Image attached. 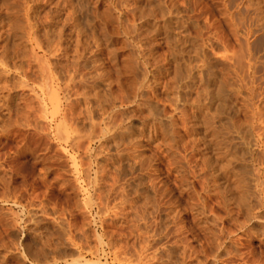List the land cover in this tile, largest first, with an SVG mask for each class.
I'll use <instances>...</instances> for the list:
<instances>
[{"label":"rangeland","instance_id":"rangeland-1","mask_svg":"<svg viewBox=\"0 0 264 264\" xmlns=\"http://www.w3.org/2000/svg\"><path fill=\"white\" fill-rule=\"evenodd\" d=\"M263 34L254 0H0V264H264Z\"/></svg>","mask_w":264,"mask_h":264},{"label":"bare ground","instance_id":"bare-ground-1","mask_svg":"<svg viewBox=\"0 0 264 264\" xmlns=\"http://www.w3.org/2000/svg\"><path fill=\"white\" fill-rule=\"evenodd\" d=\"M184 1V0H183ZM255 2H256V12H257V14H258V19L260 20V22H261V25H262V28H263V31H264V0H254ZM69 5V4H68ZM72 8V7H71ZM179 14V13H178ZM248 14V13H247ZM56 15V14H55ZM182 19V18H181ZM255 23V22H254ZM257 23V22H256ZM167 24V23H166ZM168 25V24H167ZM241 25V24H240ZM64 26V25H63ZM168 27V26H167ZM261 27V26H260ZM28 28V27H27ZM168 28H170V27H168ZM167 28V29H168ZM181 28V27H180ZM62 29V28H61ZM49 30V29H48ZM59 31V33H60V30H58ZM47 32V31H46ZM54 33V32H53ZM251 33V32H250ZM250 33H249V31L247 32V37H249L248 35H250ZM50 34V33H49ZM60 34H62V33H60ZM70 34V33H69ZM237 34V33H236ZM245 34V33H244ZM252 34V33H251ZM52 35V34H51ZM59 35V34H58ZM253 35V34H252ZM251 35V36H252ZM264 35V34H263ZM262 35V36H263ZM34 36V35H33ZM236 36V35H235ZM56 37H58V36H56ZM76 37H77V35H76ZM233 37V36H232ZM69 38V37H68ZM249 39H250V37H249ZM182 39H180V41H181ZM179 41V40H178ZM179 41V42H180ZM248 41V40H247ZM256 41V40H255ZM188 42V41H187ZM183 43V42H182ZM251 44V43H250ZM182 45L180 44V47H181ZM184 46V45H183ZM73 48V47H72ZM245 49V48H244ZM252 48H251V45H249V44H247V46H246V49H245V51H247V52H249L250 50H251ZM74 50V49H73ZM72 50V51H73ZM242 50V49H241ZM259 52V51H258ZM68 52H66L65 51V55L67 56L68 54H67ZM73 53H77V51H74ZM256 53V52H255ZM78 54V53H77ZM181 55H182V51H181ZM51 56V55H50ZM130 56V55H129ZM130 57H132V58H130L132 61L131 62H133L134 63V61H135V59L133 58V56L131 55ZM92 58V57H91ZM68 59V58H67ZM125 59H127V56H126V58ZM123 60V61H125L126 62V60ZM134 59V60H133ZM188 59V58H187ZM184 60V59H183ZM175 61V60H174ZM130 62V63H131ZM186 62V61H185ZM255 62V61H254ZM94 63V62H93ZM73 64V63H72ZM76 64V63H75ZM96 64V63H95ZM127 64V63H126ZM126 64H124V65H126ZM137 64V63H136ZM141 65V64H140ZM143 66H145L144 64H142ZM69 66H72V65H69ZM117 66V65H116ZM85 67H86V65H85ZM126 67V66H125ZM129 67V68H128ZM136 67H138V66H136ZM135 67V65H130V66H128L127 65V77L125 78V81L127 82V83H133L134 81H136V82H134V83H137V85H140V86H142V84L144 83L143 82V80L142 79H146L147 77H145V76H142L141 75V70L142 69H140V71H139V73H136V72H138L137 70L139 69V68H136ZM252 67H254V66H252ZM87 68V67H86ZM141 68V67H140ZM179 68H181V67H179ZM96 70L95 69V67L94 68H89V70ZM121 69V68H120ZM119 69V70H120ZM122 69H124V67H122ZM121 69V70H122ZM175 70V69H174ZM184 70V69H183ZM186 70V69H185ZM254 70V69H253ZM70 71V70H69ZM125 71V70H124ZM136 71V72H135ZM176 71V70H175ZM252 71V70H251ZM126 72V71H125ZM184 72V71H183ZM181 73V72H180ZM188 73H190V72H188ZM124 74V73H123ZM126 74V73H125ZM253 74V73H252ZM188 75V74H187ZM100 76V75H99ZM213 76V75H212ZM140 77V78H139ZM141 77H142V79H141ZM184 77V76H183ZM80 78V77H79ZM85 78V77H84ZM185 78V77H184ZM189 78V77H188ZM88 78L86 77V81L83 79V80H79V82L77 83V85L78 86H84V84L85 83H88L87 80ZM90 80H92V84H91V86L90 87H88V88H92L91 90H92V92H93V94L91 95H89V92H88V90H87V93H82L83 95H81L80 97H82V99L80 100V102H81V104L83 105V106H85V115L87 116V121H91V120H93L92 118H93V111L94 110H96L97 112H99V113H101L100 115V119H101V123L103 124V126H105V128L107 127V124H108V126L111 124L110 122H112L113 123V119L114 118H116L117 119V112H115L114 111V99H113V93L111 92V88L110 89H105V90H101V86H102V84L104 83V81L103 80H100L99 81V79H100V77H97L96 75L95 76H92L91 78H89ZM137 79L138 80H140L139 82H137ZM176 80H178V79H176ZM193 81V80H192ZM210 81V80H209ZM71 82V81H70ZM125 83V82H124ZM133 83V84H134ZM146 83V82H145ZM179 83V82H178ZM111 84V83H110ZM109 84V85H110ZM176 84V83H175ZM108 85V86H109ZM252 85V83L250 84V86ZM262 85V84H261ZM85 88V86L83 87V89ZM109 88V87H108ZM122 88H126V85H124L123 84V86H122ZM179 87H177L176 89H178ZM251 88V87H250ZM86 89V88H85ZM133 89V88H132ZM135 89V88H134ZM184 89V88H183ZM254 89V88H253ZM263 89V88H262ZM91 90H89V91H91ZM191 90V89H190ZM127 91V90H126ZM218 91V90H217ZM249 91V90H248ZM253 91V90H252ZM262 91V90H261ZM51 92V91H50ZM55 92V91H54ZM91 92V93H92ZM180 92H182V91H180ZM249 92H251V91H249ZM53 93V92H52ZM132 94H127L126 96H125V99H124V101H126V99L128 100V101H132V103L133 104H138L137 103V101L138 100H136L137 98L139 99V97H138V93H137V91H133V92H131ZM255 93V92H254ZM70 94H72V93H70ZM217 94V93H216ZM220 95H222L221 93H219ZM264 94V93H263ZM50 95V94H49ZM76 95V94H75ZM79 95V94H78ZM180 95H182V93L180 94ZM261 95V94H260ZM52 96V95H51ZM185 96V95H184ZM219 97V96H218ZM253 97H254V95H253ZM263 97V96H262ZM181 98V97H180ZM184 97H182L181 98V101H182V99H183ZM221 98H222V96H221ZM255 98H253V100H254ZM263 99V98H262ZM251 100V99H250ZM256 101H257V99H256ZM214 102V101H213ZM258 102V101H257ZM261 102V101H260ZM76 103V102H75ZM122 103H124V102H122ZM221 103H223V102H221ZM252 103V102H251ZM77 104H78V102H77ZM143 104V103H142ZM150 104V103H149ZM219 104V103H218ZM146 106H147V104H145ZM144 105V106H145ZM151 105V104H150ZM217 105V104H216ZM224 105V104H223ZM222 105V106H223ZM141 106H143V105H141ZM219 106H221V105H219ZM226 105H224V107H225ZM109 109H108V108ZM58 108V107H57ZM216 108V107H215ZM256 108H258V106L256 107ZM109 110V111H108ZM154 110V109H153ZM153 110H152V113H154L153 112ZM224 110V109H223ZM258 110H259V108H258ZM70 111H72V109L70 110ZM148 111V110H147ZM149 111H151L150 109H149ZM255 111V110H254ZM260 111V110H259ZM156 112V111H155ZM226 112V111H225ZM72 113V112H71ZM141 113V112H140ZM222 113V112H221ZM155 114V113H154ZM157 114V113H156ZM80 115V114H79ZM78 115V116H79ZM82 115H84L83 113H82ZM116 115V116H115ZM150 115V114H149ZM158 115V114H157ZM221 115H223V114H221ZM71 116V115H70ZM121 116V115H120ZM151 116V115H150ZM153 116H155V115H153ZM255 116V115H254ZM258 116V115H257ZM80 117H81V115H80ZM114 117V118H113ZM125 119V118H124ZM145 119H147V116H146V118ZM106 121H107V123H106ZM115 122V121H114ZM121 122V121H120ZM119 122V124H117V122H116V124H114L113 123V125H111V127H113V126H116V127H118V128H121V127H123V124H124V122L122 123H120ZM83 123V122H82ZM89 123V122H88ZM91 123V122H90ZM97 123V122H96ZM97 126L99 127V123L97 124ZM95 127V126H94ZM101 128V127H100ZM126 128H127V126H126ZM96 129V128H95ZM112 130V129H111ZM118 130V129H117ZM129 130V129H128ZM88 131V130H87ZM102 132V136H104V134L105 133H108L107 131V129H103V130H101ZM120 131V130H119ZM111 132V131H110ZM112 133V132H111ZM97 134V133H96ZM110 134V133H109ZM116 134V133H115ZM120 134V133H119ZM118 134V135H119ZM108 135V134H107ZM101 136V137H102ZM122 136H123V134H122ZM119 137H120V135H119ZM103 138V137H102ZM120 138H122V137H120ZM111 139V138H110ZM101 140V139H100ZM118 140H119V138H118ZM121 140V139H120ZM125 140H126V138H125ZM128 140V139H127ZM105 141V140H104ZM111 141V140H110ZM114 141V140H113ZM118 142V141H117ZM123 142V141H122ZM128 142V141H127ZM125 143V142H124ZM260 143V142H259ZM123 144V143H122ZM261 144V143H260ZM118 145V144H117ZM129 145V144H128ZM262 145H264V144H262ZM118 158V157H117ZM121 158V157H120ZM124 159H125V157H124ZM261 160V159H260ZM258 160H256V162H257ZM257 164V163H256ZM260 164H263L262 162H260ZM259 164V165H260ZM258 165V166H259ZM263 167V166H262ZM262 172V171H261ZM263 173H264V170H263ZM239 174V173H238ZM256 174H258V173H256ZM260 174V173H259ZM233 177V176H232ZM258 178V177H257ZM1 180V179H0ZM255 181V180H254ZM239 182V181H238ZM259 183V182H258ZM238 189V188H237ZM246 194V193H245Z\"/></svg>","mask_w":264,"mask_h":264}]
</instances>
